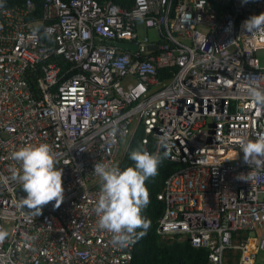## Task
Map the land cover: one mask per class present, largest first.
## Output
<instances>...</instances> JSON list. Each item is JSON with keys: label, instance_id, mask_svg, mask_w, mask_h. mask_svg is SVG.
<instances>
[{"label": "built area", "instance_id": "obj_1", "mask_svg": "<svg viewBox=\"0 0 264 264\" xmlns=\"http://www.w3.org/2000/svg\"><path fill=\"white\" fill-rule=\"evenodd\" d=\"M39 1L41 18L32 0L0 7V264H131L138 229L126 245L99 229L93 172L123 170L122 141L127 154L139 126L145 150L182 165L159 195L158 233L209 264H264V157L241 152L264 132L248 94L264 90V31L242 27L264 0ZM40 143L63 169L64 200L38 216L18 206L11 153Z\"/></svg>", "mask_w": 264, "mask_h": 264}, {"label": "clouds", "instance_id": "obj_2", "mask_svg": "<svg viewBox=\"0 0 264 264\" xmlns=\"http://www.w3.org/2000/svg\"><path fill=\"white\" fill-rule=\"evenodd\" d=\"M2 6L0 0V7ZM242 27L252 34L264 31V13L249 17ZM248 94L253 104L264 107V90L249 87ZM241 152L247 164L258 162V158L264 157V132L257 133L254 140L243 141ZM11 158L20 165L19 169L11 170V180L19 183L27 193L26 198L17 202L18 206H26L38 216L43 206L53 201L55 208H59L64 200L63 169L56 166L58 161L50 145L40 143L22 146L11 153ZM130 159L134 162V167L129 166L123 170L103 162L94 164L93 173L99 177V192L94 212L99 229L112 234L114 245L129 243L138 235L137 229L142 230L139 235L146 234L149 221L142 215V211L150 202L146 181L157 174L161 163L158 153H149L142 146L130 153ZM251 175L252 173L247 176L241 174L237 179L247 180ZM4 180L6 183L7 178ZM8 235L5 229L0 228V243H3Z\"/></svg>", "mask_w": 264, "mask_h": 264}, {"label": "trees", "instance_id": "obj_3", "mask_svg": "<svg viewBox=\"0 0 264 264\" xmlns=\"http://www.w3.org/2000/svg\"><path fill=\"white\" fill-rule=\"evenodd\" d=\"M25 1L11 0L13 4L19 5H22ZM32 1L36 6L35 16L41 18L43 4L39 0ZM98 2L102 4L113 2L120 7L131 8L134 0H98ZM162 78L164 79V77ZM144 137V129L139 126L132 137L131 145L122 164L123 169L129 166L134 167V162L130 159V153L138 147L142 146L144 148L142 142ZM151 148L152 146H150ZM181 168V164L168 162L164 157H161L157 174L146 181L150 202L142 211V215L149 221V227L146 234L138 235V244L131 264H209V253L207 251L192 248L188 240L167 239L158 233L160 221L165 212V205L159 200V195L163 192L169 177ZM141 231V229H138V233H141Z\"/></svg>", "mask_w": 264, "mask_h": 264}, {"label": "rangeland", "instance_id": "obj_4", "mask_svg": "<svg viewBox=\"0 0 264 264\" xmlns=\"http://www.w3.org/2000/svg\"><path fill=\"white\" fill-rule=\"evenodd\" d=\"M149 37L152 41H156L157 40V32L154 29L150 30ZM258 56L260 58L262 67L264 68V50L260 51ZM135 127H136V122H134L132 125V133H134ZM129 143H130V139L122 141V148H121V156L122 157H124L126 155V150L129 146ZM124 159L125 158H123V162H124Z\"/></svg>", "mask_w": 264, "mask_h": 264}, {"label": "water", "instance_id": "obj_5", "mask_svg": "<svg viewBox=\"0 0 264 264\" xmlns=\"http://www.w3.org/2000/svg\"><path fill=\"white\" fill-rule=\"evenodd\" d=\"M117 46L123 48V49H130V50H133L135 51L136 50V45H133V44H128V43H120V42H116L115 43ZM27 196V193L24 192L23 190L19 192V199H23V198H26ZM26 210H28L29 212L32 211V209H28L26 206L24 207Z\"/></svg>", "mask_w": 264, "mask_h": 264}]
</instances>
